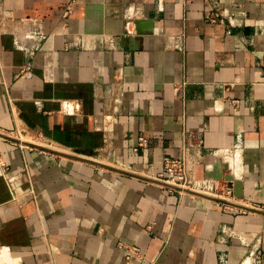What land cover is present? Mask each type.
<instances>
[{
  "label": "crops",
  "instance_id": "1",
  "mask_svg": "<svg viewBox=\"0 0 264 264\" xmlns=\"http://www.w3.org/2000/svg\"><path fill=\"white\" fill-rule=\"evenodd\" d=\"M1 156L0 264H264V0H0Z\"/></svg>",
  "mask_w": 264,
  "mask_h": 264
},
{
  "label": "built area",
  "instance_id": "2",
  "mask_svg": "<svg viewBox=\"0 0 264 264\" xmlns=\"http://www.w3.org/2000/svg\"><path fill=\"white\" fill-rule=\"evenodd\" d=\"M148 138L145 135H139L137 143L134 146V149L146 150L148 147ZM163 171L159 172L154 177L172 183L182 188H189L195 191H200L204 193L211 194V190H219V185L216 183L214 178H195L192 175V172L189 167L187 157L182 156H171L166 155L163 157ZM8 167L7 161L1 156L0 157V169L2 172H5ZM230 191V190H229ZM128 248L127 257H130L133 253H136L138 248L136 246L124 245Z\"/></svg>",
  "mask_w": 264,
  "mask_h": 264
},
{
  "label": "water",
  "instance_id": "3",
  "mask_svg": "<svg viewBox=\"0 0 264 264\" xmlns=\"http://www.w3.org/2000/svg\"><path fill=\"white\" fill-rule=\"evenodd\" d=\"M58 152H59V151H58ZM157 180H159V179H157ZM160 181L163 182V183H165V184H167V185H171V186H173V187L180 188L179 186L174 185V184H172V183H169V182H167V181H163V180H160ZM185 190H187V191H189V192L196 193V194H200V195H203V196H207V197H215V198H218V199H222V200H223V198L218 197V196H216V195H212V194H208V193H204V192H200V191H195V190H192V189H185Z\"/></svg>",
  "mask_w": 264,
  "mask_h": 264
},
{
  "label": "rangeland",
  "instance_id": "4",
  "mask_svg": "<svg viewBox=\"0 0 264 264\" xmlns=\"http://www.w3.org/2000/svg\"><path fill=\"white\" fill-rule=\"evenodd\" d=\"M185 192L187 191V190H185V189H189V188H182ZM187 192H189V191H187ZM211 192V194L212 195H216V196H218V197H226L225 196V192L222 190V189H219V190H215V191H210ZM191 193H193V192H191Z\"/></svg>",
  "mask_w": 264,
  "mask_h": 264
}]
</instances>
